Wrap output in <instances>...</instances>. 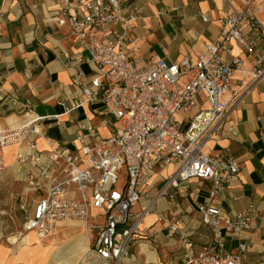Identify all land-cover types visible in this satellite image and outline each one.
I'll return each instance as SVG.
<instances>
[{
    "label": "built area",
    "instance_id": "1",
    "mask_svg": "<svg viewBox=\"0 0 264 264\" xmlns=\"http://www.w3.org/2000/svg\"><path fill=\"white\" fill-rule=\"evenodd\" d=\"M51 1L55 23L68 26L82 49L83 55L76 62L96 68V75L82 86L81 101L76 107L101 103L116 127L108 138L99 139L95 130L87 126V133L76 138L77 152L66 148L50 150L55 176L46 195L25 211L21 230L23 234L34 232L43 240L54 235L60 222H83L87 229L97 230L88 250L95 264H127V250L144 239L140 224L157 200L172 198V191L193 179L211 181L213 198L238 175L235 160L210 157L203 152V146L224 135L238 136L235 126L228 122L234 102L231 98L220 101L231 90L234 72L243 66L239 57L223 61L222 54L230 52L231 42L253 57L252 83L264 79V53L259 50L264 23L246 11L253 8L259 12L264 0H247L245 10L229 12L219 36L201 47L192 45L191 57L178 62L151 57L144 63L127 48L124 32L136 17L121 15L120 0ZM201 19L206 21L204 16ZM117 25L124 32L117 31ZM57 118L58 115L35 116L20 125L0 129V176L5 171L4 149L26 143L30 151L34 150L35 137L42 134L41 122ZM32 159L30 152L15 157L18 165ZM170 164H176V168L157 196L139 212H133L141 200L139 188L157 167ZM120 172L124 181H120ZM44 173L43 170L41 174ZM70 187L75 197L67 196ZM91 209L98 211L93 217ZM197 210L212 235L198 252L194 251L189 233L181 231L177 221L167 227L168 237L178 234L186 251L181 264H242L249 216L241 213L230 217L210 202L198 205ZM90 218L102 222L91 225ZM238 235L244 239L238 242L236 252L227 251L225 236Z\"/></svg>",
    "mask_w": 264,
    "mask_h": 264
},
{
    "label": "crops",
    "instance_id": "2",
    "mask_svg": "<svg viewBox=\"0 0 264 264\" xmlns=\"http://www.w3.org/2000/svg\"><path fill=\"white\" fill-rule=\"evenodd\" d=\"M246 1L120 0L121 15L133 14L136 19L126 32L120 25L115 29L125 33L127 48L140 63L151 57L178 62L191 57L192 45L201 47L203 43L213 42L220 34L224 17L232 10H245ZM246 11L264 23V2L259 12L253 8ZM55 16L51 0H0V129L20 125L35 116L58 115L57 120L41 122L42 134L35 137L34 150L30 151L26 143L4 149L5 171L0 176V191L14 194L17 209L23 214L46 195L55 176L49 160L51 149L77 152L76 138L87 133V126L95 130L99 139L108 138L116 127L101 103L76 107L81 101L82 86L96 75V68L76 62L83 55L82 49L68 26L55 23ZM201 16L206 18L205 22ZM229 47L230 52L222 54L223 61L228 63L239 57L243 66L241 71L234 72L231 90L220 101L231 98L234 102L228 122L235 126L238 136L224 135L209 140L203 152L210 157L232 158L239 166L238 175L213 198H210L211 181L193 179L172 191V198L157 200L153 211L140 224L144 239L127 250L124 257L127 264H181L186 251L178 234L169 238L167 230L175 221L181 231L189 233L194 251L198 252L212 235L202 223L197 206L209 202L230 217L241 213L249 216L250 228L244 234L245 239L243 235L225 236L224 247L236 252L238 242L244 239L247 249L242 253L241 263L264 264V79L253 84L250 77L253 57L246 56L234 42ZM259 50L264 53V37ZM27 152L33 159L18 165L16 155ZM175 168L176 164H170L154 170L147 183L139 188L141 200L134 205L133 212H139L157 196ZM43 170L45 173L41 174ZM67 196H76L73 187ZM3 204L0 197V207ZM97 213L91 209L92 217ZM22 217L19 215L17 223L14 222L19 228ZM101 222L94 218L89 221L91 225ZM96 236V229L75 222L60 224L54 236L39 240L34 232L6 233L0 216V264H36L29 260L36 256L37 244L56 247V259L47 264H56L55 261L69 257L83 246L87 250L77 264H90L85 261L86 255L95 264L88 250ZM11 237H15V242L9 241ZM2 238H7L6 242Z\"/></svg>",
    "mask_w": 264,
    "mask_h": 264
},
{
    "label": "rangeland",
    "instance_id": "3",
    "mask_svg": "<svg viewBox=\"0 0 264 264\" xmlns=\"http://www.w3.org/2000/svg\"><path fill=\"white\" fill-rule=\"evenodd\" d=\"M120 181H124V176L122 172L119 173ZM0 197H2V200H4V204L2 207H0V216H2V219L4 221V227L6 230V233H15L22 231L21 227L14 225L17 223L16 218L21 217V215H24L21 211L17 209V202H16V196L14 194L9 195L6 193V191L1 192L0 191ZM30 208V207H29ZM28 208V209H29ZM23 211V210H22ZM28 212V211H27ZM100 222V220H98ZM7 238H2L1 240L3 242H6ZM86 262H89L90 264H93L92 260L89 259V256L86 255Z\"/></svg>",
    "mask_w": 264,
    "mask_h": 264
},
{
    "label": "bare ground",
    "instance_id": "4",
    "mask_svg": "<svg viewBox=\"0 0 264 264\" xmlns=\"http://www.w3.org/2000/svg\"><path fill=\"white\" fill-rule=\"evenodd\" d=\"M10 147H12V146H9L7 148H10ZM75 222L76 221L60 222V223L57 224L56 229H57V227L60 224H71V223H75ZM79 223L84 224L83 222H79ZM72 225H74V224H72ZM55 232H56V230H55ZM75 232H77V231H75ZM9 241L15 242V237L9 238ZM37 245L39 246V249L37 251V254H36L35 257L31 258L29 260V262L36 263V264H47L48 261L55 260L56 259L54 257V251H55V248H56L55 246L52 245L53 247L52 246L43 247L41 244H37ZM20 246L28 247L29 245L20 244ZM79 247H80V245L77 246V248H79ZM86 250H87V247L86 246L85 247L84 246L83 247H80L79 249H77V251H75L69 257H67L65 259H62V260H57L55 262H56V264H77V262L81 259L82 255L85 253Z\"/></svg>",
    "mask_w": 264,
    "mask_h": 264
}]
</instances>
